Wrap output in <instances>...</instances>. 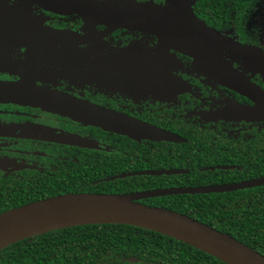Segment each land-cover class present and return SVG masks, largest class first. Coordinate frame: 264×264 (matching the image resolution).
<instances>
[{
  "label": "flooded vegetation",
  "instance_id": "af4514ba",
  "mask_svg": "<svg viewBox=\"0 0 264 264\" xmlns=\"http://www.w3.org/2000/svg\"><path fill=\"white\" fill-rule=\"evenodd\" d=\"M135 1L164 5V0ZM227 6L224 0L212 10L195 0L192 10L222 37L264 52V0L242 9ZM222 56L264 90V74L252 75L240 58ZM56 96L180 137L207 131L214 139L246 142L264 128V121L231 112L236 104L254 105L253 100L204 74L190 55L161 46L151 33L90 25L76 13L50 11L27 0H0V213L64 190L68 163L85 158L84 146L113 145L126 137L48 107L62 104Z\"/></svg>",
  "mask_w": 264,
  "mask_h": 264
},
{
  "label": "trees",
  "instance_id": "16d2710c",
  "mask_svg": "<svg viewBox=\"0 0 264 264\" xmlns=\"http://www.w3.org/2000/svg\"><path fill=\"white\" fill-rule=\"evenodd\" d=\"M224 0H197L219 10ZM252 0H226L245 8ZM154 2V1H153ZM163 4V3H162ZM184 143H137L120 137L113 145L84 146L85 158L68 163L60 193H136L169 188L239 183L264 177V128L246 142L207 131L182 134ZM101 140H103L101 138ZM97 148V149H92ZM155 170L182 174L126 175ZM185 214L220 230L264 256V186L225 193L182 194L140 200ZM0 264H226L183 241L126 224H88L52 230L0 251Z\"/></svg>",
  "mask_w": 264,
  "mask_h": 264
},
{
  "label": "water",
  "instance_id": "95a60500",
  "mask_svg": "<svg viewBox=\"0 0 264 264\" xmlns=\"http://www.w3.org/2000/svg\"><path fill=\"white\" fill-rule=\"evenodd\" d=\"M59 13H76L87 24L112 29L125 27L151 33L160 45L194 58L201 71L254 101L252 106L236 104L231 112L248 121H264V90L238 72L222 53L240 58L252 75L264 74V52L247 46L205 26L192 10L195 0H164V5L135 0H27ZM61 114L104 131L135 141L184 143L186 139L127 115L80 100L53 97ZM43 106V105H41ZM51 109V108H50ZM184 170H155L126 175H171ZM264 186V177L239 183L197 187H169L136 193H66L40 199L0 213V251L26 238L65 227L88 224H126L162 233L192 245L226 264H264V256L232 236L166 208L140 200L182 194L225 193Z\"/></svg>",
  "mask_w": 264,
  "mask_h": 264
}]
</instances>
